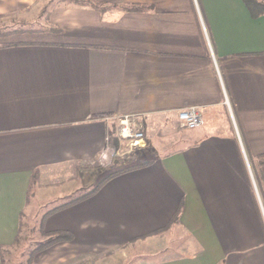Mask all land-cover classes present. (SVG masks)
Listing matches in <instances>:
<instances>
[{
  "label": "crops",
  "instance_id": "0c3cea01",
  "mask_svg": "<svg viewBox=\"0 0 264 264\" xmlns=\"http://www.w3.org/2000/svg\"><path fill=\"white\" fill-rule=\"evenodd\" d=\"M42 1L0 0V18L28 23L0 34V264L31 196L67 197L58 187L96 170L118 119L139 117L153 145L150 129L180 128L191 107L203 126L179 149L161 155V140L152 165L47 212L43 234L73 241L34 263L134 246L141 264H264V14L245 0H93L107 9L44 16Z\"/></svg>",
  "mask_w": 264,
  "mask_h": 264
},
{
  "label": "rangeland",
  "instance_id": "374dc122",
  "mask_svg": "<svg viewBox=\"0 0 264 264\" xmlns=\"http://www.w3.org/2000/svg\"><path fill=\"white\" fill-rule=\"evenodd\" d=\"M64 2H66V0H44L40 3L38 11L41 12V10L44 9L45 13H43V15L46 16V14L50 12L53 7L62 5ZM32 20L33 19H31V21ZM25 23L26 22L18 16L5 19L0 18V34L3 32L7 33L8 30L12 31L21 29L22 27L25 28L28 24ZM37 25H44V23ZM9 40L10 39H7V37L5 38V36L0 37V43ZM187 132L189 131L184 130V128L181 127L177 129L174 124L163 128L158 132V135L155 134L157 133V129L151 128L150 135L155 141V143H152L153 145L149 143L146 137L145 146L133 149L123 148L126 151L128 150V154L125 157L119 158L125 160L124 164L135 162L137 160L149 159L153 157V153H156L155 151L158 150V146L159 144H161V140L164 145L161 155L163 152H170L175 149H179L181 147V142H173V140H175L177 135L180 136L181 133L187 134ZM112 165L108 168L100 167V169H96L93 172L89 171L84 177H82V179L79 177L77 181H73V184L67 183L64 184L61 188L58 187L57 191L64 193V195H66L67 197L59 200L56 204H48L44 202L51 200L53 198V195L38 198L31 196L29 208L27 209L26 215H24L22 220L23 225L21 234L15 246L5 254V264H35V257L39 253L44 251L40 249L39 245L49 240V237L45 236L41 229V222L44 215L57 205H61L71 198L85 195L88 191L92 190L99 182L103 180L106 175L109 174V170L112 168ZM66 193H68V195ZM176 234V232L172 231L171 237H169L171 239V243L169 244L171 248L170 251L173 248L178 247L180 243V241L177 240L178 238ZM136 254L137 253L135 252V247L133 246L130 248L117 249L108 254L105 253L101 255H94L90 258L87 257L71 264H141L139 262L140 260L136 258Z\"/></svg>",
  "mask_w": 264,
  "mask_h": 264
},
{
  "label": "trees",
  "instance_id": "16d2710c",
  "mask_svg": "<svg viewBox=\"0 0 264 264\" xmlns=\"http://www.w3.org/2000/svg\"><path fill=\"white\" fill-rule=\"evenodd\" d=\"M67 3L80 6V7H91L97 11L103 12L107 8L96 3L93 0H66ZM245 3L250 10L253 17H259L264 14V4H261L257 2L256 0H245ZM141 7H132V8H126L125 10L128 11H134V10H140ZM125 160L122 158H116L112 168L109 170V174L106 175L101 182H99L92 190L88 191L85 195H81L78 197H74L66 201L65 203L58 206L55 210H53L51 213L59 212L65 209H68L74 205L79 204L80 202L86 201L93 197L104 185H106L109 181L114 179L115 177L134 171L137 169H142L145 167H148L153 164V160L151 158L149 159H143V160H137L135 162H129L128 164H124ZM264 164V161H263ZM101 166L96 165L95 169H100ZM49 215V214H48ZM180 215V212H178L173 219V223L178 221V217ZM49 240L45 243H42L39 245L41 250L49 249L55 245L66 243V242H72L73 236L68 232H59L52 235H49Z\"/></svg>",
  "mask_w": 264,
  "mask_h": 264
},
{
  "label": "built area",
  "instance_id": "2783aa9c",
  "mask_svg": "<svg viewBox=\"0 0 264 264\" xmlns=\"http://www.w3.org/2000/svg\"><path fill=\"white\" fill-rule=\"evenodd\" d=\"M178 120L181 127L186 130H196L203 126V120L197 107L180 111ZM114 137L117 144H112V136L107 137V146L98 158L97 164L102 168L110 167L116 158L125 157L128 150L123 148L133 149L146 145L145 130L139 117L125 116L118 119Z\"/></svg>",
  "mask_w": 264,
  "mask_h": 264
}]
</instances>
